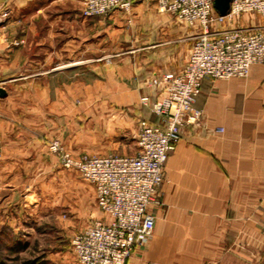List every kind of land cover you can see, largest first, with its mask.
Here are the masks:
<instances>
[{"label":"crops","instance_id":"0c3cea01","mask_svg":"<svg viewBox=\"0 0 264 264\" xmlns=\"http://www.w3.org/2000/svg\"><path fill=\"white\" fill-rule=\"evenodd\" d=\"M156 8L135 0L130 12L85 17L81 0H0V221L62 222V166L48 144L62 143V102L97 101L64 137L77 153L121 143L116 133L136 132L141 117L161 121L141 99L159 96L150 79L180 72L194 42L179 52L178 39H157L147 26ZM84 65L91 78L78 77ZM198 104L203 121L185 126L165 163L154 232L126 264L264 261V64L245 78L205 79ZM108 153L130 154H93Z\"/></svg>","mask_w":264,"mask_h":264},{"label":"built area","instance_id":"2783aa9c","mask_svg":"<svg viewBox=\"0 0 264 264\" xmlns=\"http://www.w3.org/2000/svg\"><path fill=\"white\" fill-rule=\"evenodd\" d=\"M135 0H81L85 17L108 15L115 9L132 10ZM158 9L177 20L197 26L193 47L183 69L150 79L160 88L157 98L143 97L161 118L138 122V150L132 154L75 155L58 139L49 142L61 165L74 168L96 190L97 207L104 215L92 221L72 239L81 264H126L138 247L151 238L164 180V167L189 124L204 119L198 104L205 79L245 78L253 64H264V0H233L230 10L220 14L214 0H158ZM262 21H241L245 13ZM224 130V128H220ZM3 140L0 135V157Z\"/></svg>","mask_w":264,"mask_h":264},{"label":"rangeland","instance_id":"374dc122","mask_svg":"<svg viewBox=\"0 0 264 264\" xmlns=\"http://www.w3.org/2000/svg\"><path fill=\"white\" fill-rule=\"evenodd\" d=\"M151 11H153V17L152 19H148L147 26L153 29L155 28L156 30L158 29L157 39L162 37L178 39L175 44L178 46L179 52L183 49H189L195 41L197 34L201 32L197 26H192L179 20L174 25L177 29L170 32L168 31L169 27L164 24L165 21L161 20L160 16H166L170 18V21L176 19V17L169 12H159L157 8ZM250 19L257 22L262 21L259 15L250 12L245 13L241 17L242 22ZM117 24H114L116 32H120L118 30L119 28H125L124 32H127L126 25L122 23ZM150 28L146 31L148 40L151 37L152 39L156 37L153 35L154 31H151ZM131 43L139 44L138 41L133 40ZM85 67L84 65L80 69L78 77L91 78V72ZM148 98L149 101L153 100L149 96ZM96 102L90 98L75 99L73 100V104L69 106H66L62 102V144L75 155L108 151L130 154L136 152L138 150L137 131L135 132L131 129L120 132V134L116 133V137H123H121V143L112 142L109 146L100 145L97 149L87 148L88 150L81 151V153H77V150L72 146L68 147L69 145L66 144L64 137L69 132H75L73 128L75 123L83 124L87 118L84 111L90 113L97 107L95 105ZM141 104L149 107L143 98L141 99ZM77 109L79 111L83 110L81 111L83 112L82 115L73 113ZM69 126L71 128H67V131L65 128ZM87 126L89 128V125ZM53 140L55 139L50 141ZM61 166L62 222L55 216L40 218L38 222L20 221L14 225L5 220L0 221V264H81L72 246L74 233L81 229L83 230L92 219L98 218L101 215V211L96 204V190L94 185L81 176L74 168ZM56 181L60 182L59 179ZM40 197L42 196L40 195Z\"/></svg>","mask_w":264,"mask_h":264},{"label":"water","instance_id":"95a60500","mask_svg":"<svg viewBox=\"0 0 264 264\" xmlns=\"http://www.w3.org/2000/svg\"><path fill=\"white\" fill-rule=\"evenodd\" d=\"M232 1L233 0H214L215 8L220 14H226L230 10ZM0 93L4 94L5 90L1 88ZM261 264H264V261Z\"/></svg>","mask_w":264,"mask_h":264},{"label":"trees","instance_id":"16d2710c","mask_svg":"<svg viewBox=\"0 0 264 264\" xmlns=\"http://www.w3.org/2000/svg\"><path fill=\"white\" fill-rule=\"evenodd\" d=\"M151 122H153V123H158L157 121H152V120H150ZM160 122V121H159Z\"/></svg>","mask_w":264,"mask_h":264}]
</instances>
